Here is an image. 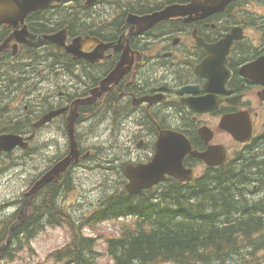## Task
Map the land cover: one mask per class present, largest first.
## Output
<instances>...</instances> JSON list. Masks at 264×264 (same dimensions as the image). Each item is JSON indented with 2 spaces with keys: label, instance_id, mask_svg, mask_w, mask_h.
<instances>
[{
  "label": "flooded vegetation",
  "instance_id": "flooded-vegetation-1",
  "mask_svg": "<svg viewBox=\"0 0 264 264\" xmlns=\"http://www.w3.org/2000/svg\"><path fill=\"white\" fill-rule=\"evenodd\" d=\"M118 2V12L112 15L111 24L90 33L108 43L117 41L121 48L128 45L131 68L103 94L101 106L107 114L103 123L108 120L106 128L117 129V138L120 139L126 127L129 133L136 132L140 148L132 151L134 161H147L159 131L164 129L183 132L194 151H204L210 143L222 144L232 139L219 125L226 115L250 117L254 131L259 125L260 133L252 140L264 141V59L259 62L264 58V0H234L207 15H201L203 10L192 5L184 13L161 19L138 32L122 29L128 12L149 14L166 5L188 4L190 0H132L128 2L129 8L126 0ZM104 4L110 6L113 2L104 0ZM5 29L0 32V43L11 33V29ZM232 32L233 39L227 43L224 39ZM28 48L24 43L15 45L14 41L7 42V46L0 44V135L16 133L27 138L34 134L35 137L43 126L29 131L30 117L40 116L42 111L66 108L72 100L87 94L88 89L82 91L74 78L66 77L57 86L56 96L48 94L38 102L31 99ZM122 53V49H108L104 57L96 55L87 71L90 84H97ZM209 77L217 81L210 84ZM208 95L215 96L216 107L208 112L196 109ZM97 99L80 105V111L94 112L98 108ZM68 113L65 110L45 124L56 121L60 139L61 123ZM17 149L0 150V155L11 156ZM184 164L196 172L203 165L191 155L185 157Z\"/></svg>",
  "mask_w": 264,
  "mask_h": 264
},
{
  "label": "trees",
  "instance_id": "trees-1",
  "mask_svg": "<svg viewBox=\"0 0 264 264\" xmlns=\"http://www.w3.org/2000/svg\"><path fill=\"white\" fill-rule=\"evenodd\" d=\"M242 181L247 183L243 170L234 173L228 169L219 180L207 181L205 187L179 194L174 189L159 201L151 197L123 198L118 203L110 197L108 214L116 217L132 213L134 218L123 224L118 236L105 237L104 252L98 249L102 235L82 233L85 226L94 228L99 212L88 220H70V211L59 201V184L50 183L43 199L32 202L26 221L12 233L10 245L0 259L12 258L14 251L43 228L42 221L68 224L72 232L69 242L48 254L49 264H101V257L109 258L112 264H234L238 256L251 260L249 254L255 259L264 255V199L248 201L252 203L247 205V199H241ZM195 189L202 195L197 199L192 196ZM8 226H0V243ZM230 254L233 260H227Z\"/></svg>",
  "mask_w": 264,
  "mask_h": 264
},
{
  "label": "rangeland",
  "instance_id": "rangeland-1",
  "mask_svg": "<svg viewBox=\"0 0 264 264\" xmlns=\"http://www.w3.org/2000/svg\"><path fill=\"white\" fill-rule=\"evenodd\" d=\"M76 30H85L89 29V25L85 23L76 24ZM107 115V114H105ZM100 118H96L95 125L100 126L101 130L94 128V130H84L80 131V138L82 139V146L83 148H97L99 145L101 148L111 145L115 146L116 152V159L108 162L107 164L112 165L114 169H117L121 163V160L124 159L126 162H130L129 154H125L128 151L125 144L121 143L119 138H117L116 131L108 130L106 127L109 126L108 120H105V123H101ZM104 118V116H103ZM93 121H89L87 126L91 125ZM51 126V127H49ZM133 130V129H132ZM58 128L56 121L51 123L50 125H44L42 128L37 130L36 138L34 139L33 143L31 144L32 147H36V151L30 155L25 156L21 161L24 163V177L20 175L15 177L9 182H2L0 179V201L3 204L10 205V201L14 200L19 195V190L24 187L25 184H28L29 179L35 176L39 171L43 170L44 167L48 165L49 159H54L55 156L58 155L64 148L65 141L58 137ZM129 132V131H128ZM127 132V133H128ZM64 133V132H61ZM126 133V135H127ZM124 135V133H122ZM51 145H46L47 142ZM60 142V144H58ZM47 143V144H49ZM57 145H54L56 144ZM110 143V144H109ZM67 145V143H66ZM25 153L22 150L15 153L13 157V162H15V158L17 156H23ZM112 155H105L104 159H112ZM20 160V159H19ZM48 160V161H47ZM12 164L11 161H8L5 157L2 158L1 166L3 168L9 169V166ZM86 165V163H83ZM90 168V167H88ZM117 176V171L112 172H104L101 168H94L88 170L87 168L83 169L80 167H75L73 172L70 176V183L71 188L67 189L62 193L61 200L64 203V208L70 209L74 207H81L83 210L85 207V203H81V197L86 195L88 196V200H92L95 202L96 198L100 194V187L108 186L110 184H114L115 179ZM79 184L87 185L88 187L83 188H90L91 184H97L95 190L89 191L87 193H83L80 191ZM77 185L78 187L74 186ZM24 190V189H23ZM105 190H110L109 187L105 188ZM247 192L245 189H242V198H246L247 205L254 202L251 201V197L247 196ZM81 205V206H80ZM91 207H94L93 205ZM238 207V206H237ZM72 210V209H71ZM73 216L79 213V211H71ZM127 217V216H126ZM2 216H0V219ZM127 222V218H120V217H106L101 219L99 222L95 223L94 228L90 229L86 227V229L82 230V233L85 235H102L99 239L98 249L104 252V238L103 236L108 234L117 233V228L124 223ZM72 232L70 230V226L68 224H44L43 229L37 231L33 237L30 238L27 244L22 245L20 249L15 252V255L12 258H3L0 259V264H49L50 260H48V254L57 249L67 242L70 241V237ZM244 253H247L246 251ZM243 254V253H242ZM264 254V252L262 253ZM251 256V260L244 259L243 257H237L236 259L230 254L227 260H233L234 264H264V255H260L259 257L254 259V256ZM250 260V261H249ZM249 261V262H248ZM101 264H112L111 260L106 257H101ZM193 264H203L201 262H193ZM208 264V263H207ZM227 264V262L225 263Z\"/></svg>",
  "mask_w": 264,
  "mask_h": 264
},
{
  "label": "water",
  "instance_id": "water-1",
  "mask_svg": "<svg viewBox=\"0 0 264 264\" xmlns=\"http://www.w3.org/2000/svg\"><path fill=\"white\" fill-rule=\"evenodd\" d=\"M50 1L52 0H0V23L3 22L7 25L11 24L13 26L17 25L19 22H23L25 16L32 10H35L39 7L46 6ZM214 2L210 3V5H214L216 0H212ZM217 3H220L218 6L225 5L230 0H217ZM211 2V1H210ZM162 14V13H160ZM154 15L139 17L140 19H146L149 21L153 20ZM54 41L61 42L62 37L59 36V34H55L54 36L50 37ZM62 44V43H60ZM70 50V47L68 48ZM103 85H101L99 88H97V92L101 93L103 91ZM69 135H70V152L66 158L58 162L50 171H48L46 174H44L42 177H40L34 185L24 193L22 205L19 209L18 215L16 220L12 223V225L9 228V233L23 224L25 219L27 218V209L28 206L32 200L33 195L46 183L52 180H57L60 176V173L66 168V166L69 164L70 161L77 159V147L73 136V131L70 127H68ZM14 142L9 141H0V145H3V147H10L12 146ZM165 141L161 140V144H164ZM170 156V151L167 152V154L158 153L155 158L153 159V162L150 163L148 167L145 169L133 171L130 175L133 184L136 183L137 180L144 178L147 180L151 176H154L158 172L156 171L157 168L161 167V163H165ZM168 160V166L174 169H178L180 159L177 156V159H174L173 161L169 162ZM10 234L8 236V239L4 243L0 245V252L7 246Z\"/></svg>",
  "mask_w": 264,
  "mask_h": 264
}]
</instances>
